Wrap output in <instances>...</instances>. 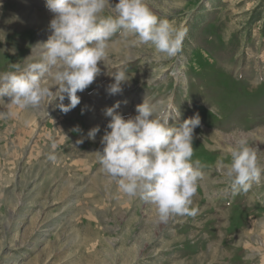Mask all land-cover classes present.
Segmentation results:
<instances>
[{
  "label": "rangeland",
  "instance_id": "1",
  "mask_svg": "<svg viewBox=\"0 0 264 264\" xmlns=\"http://www.w3.org/2000/svg\"><path fill=\"white\" fill-rule=\"evenodd\" d=\"M146 4L186 30L175 57L118 34L109 62L98 65L102 74L77 93L82 102L70 113L59 100L27 110L0 101V112L14 114L0 120V264H264V180L235 191L217 167L230 162L241 138L264 152V0ZM52 19L47 0H0V75L39 61ZM118 71L130 81L110 96ZM144 100L164 113L178 110L169 121L176 127L201 118L192 160L205 166V178L193 198L195 217L161 223L155 206L125 196L91 155L103 152L110 131L105 110L119 103L127 120ZM97 127L93 142L88 133Z\"/></svg>",
  "mask_w": 264,
  "mask_h": 264
},
{
  "label": "clouds",
  "instance_id": "2",
  "mask_svg": "<svg viewBox=\"0 0 264 264\" xmlns=\"http://www.w3.org/2000/svg\"><path fill=\"white\" fill-rule=\"evenodd\" d=\"M47 8L54 16L50 23L53 34L42 46L39 61L23 69L13 65L15 71L0 75V101L5 103L7 98L9 108L39 109L46 102L59 100L60 111L68 114L82 102L77 93L86 91L102 74L98 65L109 62L113 37H135L134 47L152 45L159 54L173 58L182 50L187 34L169 21L159 20L146 0H119L115 7L110 0H47ZM108 9L115 15L105 16ZM113 78L115 83L109 85L108 95H120L129 77L125 71H118ZM53 88L58 90L53 93ZM66 98L68 106L63 104ZM119 108L117 103L105 110L111 119L107 125L110 131L102 138L103 152L91 154L97 157L102 172L128 198L155 206L161 223L175 216L195 217L198 209L192 207L193 198L205 178V166L192 160L195 130L201 127L199 115L176 127L169 121L172 113L179 119L178 110L164 113L160 106L144 100L136 109L139 115L125 120L117 114ZM13 115L11 111L0 112V120ZM99 132L94 128L88 139L94 142ZM56 147L53 144V149ZM262 153L241 138L230 151V162L221 159L217 167L235 191L246 193L264 180ZM48 159L55 163L57 157L50 155Z\"/></svg>",
  "mask_w": 264,
  "mask_h": 264
},
{
  "label": "bare ground",
  "instance_id": "3",
  "mask_svg": "<svg viewBox=\"0 0 264 264\" xmlns=\"http://www.w3.org/2000/svg\"><path fill=\"white\" fill-rule=\"evenodd\" d=\"M5 38V37H4ZM3 46V45H2ZM10 49V48H9Z\"/></svg>",
  "mask_w": 264,
  "mask_h": 264
}]
</instances>
